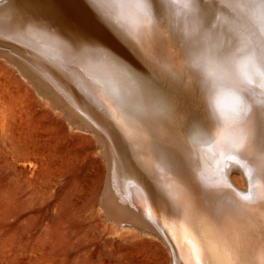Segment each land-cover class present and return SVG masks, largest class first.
Wrapping results in <instances>:
<instances>
[{
	"label": "bare ground",
	"instance_id": "6f19581e",
	"mask_svg": "<svg viewBox=\"0 0 264 264\" xmlns=\"http://www.w3.org/2000/svg\"><path fill=\"white\" fill-rule=\"evenodd\" d=\"M153 2L165 15L157 38L169 48L154 72L133 51V37L146 44L151 38L139 30L142 17L128 0H99L103 18L89 6V0H0V54L39 96L62 112L72 128L93 135L106 164L101 206L144 234L155 235L167 251L168 264H185L188 258L179 230L183 219L147 195L145 184L138 179L142 167L154 168L161 183L169 184L173 203L201 222L203 241L210 249L203 256L204 264H260L264 234L257 223L259 209L241 205L261 201L264 186L255 174L249 184L230 151V135L219 143H206L208 137L198 119L186 122L184 113L166 111L153 81L166 85L170 92H183L190 103L200 105H193V112H206L209 118L213 115L209 105L211 85L190 66L187 53L192 49L187 48L184 55L178 52L188 44V35L198 30L193 16L176 0ZM200 7L214 8L208 24H216L214 32H221L227 14L221 9V0L215 5L202 0ZM49 9L57 14H50ZM116 28L131 35L121 39ZM76 35L112 52L131 71L100 54L76 50ZM197 39L211 41L210 36ZM252 95L256 100L264 98L258 87L252 88ZM219 104L227 121L232 97L222 94ZM162 144L183 161L184 185L170 184L172 173L160 163ZM232 170L240 174L243 187L232 181ZM249 195L250 200L245 201L243 198Z\"/></svg>",
	"mask_w": 264,
	"mask_h": 264
},
{
	"label": "rangeland",
	"instance_id": "374dc122",
	"mask_svg": "<svg viewBox=\"0 0 264 264\" xmlns=\"http://www.w3.org/2000/svg\"><path fill=\"white\" fill-rule=\"evenodd\" d=\"M105 171L93 135L1 55L0 264H168L155 235L105 212Z\"/></svg>",
	"mask_w": 264,
	"mask_h": 264
},
{
	"label": "snow or ice",
	"instance_id": "6c2138e0",
	"mask_svg": "<svg viewBox=\"0 0 264 264\" xmlns=\"http://www.w3.org/2000/svg\"><path fill=\"white\" fill-rule=\"evenodd\" d=\"M132 7L138 10L142 17L139 30L151 38V43L146 44L143 39L133 37V51L150 71H155V66L161 65V61L167 56L169 48L162 45L157 38L163 28L165 20L164 12L154 5L153 0H128ZM178 6L191 14L197 25V31L188 35V44L178 49L179 54L184 55L187 48L192 51L187 54L190 57V66L199 70L209 89V105L213 107V115L208 117L204 112H193V105L199 108L195 101L189 102L188 97L181 91L170 92L166 85L157 84L163 97L166 111L169 114L184 113L186 122L198 119L208 139L206 143L216 141L219 143L225 135H230L235 162L243 170V175L251 180L253 175L264 186V98L254 99L252 88L258 87L264 93V0H221V9L227 10L223 21L224 28L218 34L214 32L217 27L212 24L209 27L208 19L213 14L214 8L202 9V0H176ZM215 5L216 0H208ZM89 6L103 18L99 0H89ZM170 11V8L168 9ZM50 14L56 15L54 9H49ZM220 18L217 17V20ZM111 22V21H109ZM117 35L121 39H127L130 33L116 28ZM211 37V41L201 42L199 36ZM196 41L193 45L192 41ZM73 47L76 50H86L102 55L113 64L125 67L119 57L112 52L100 47L96 42L76 35L73 38ZM227 93L232 97L233 105L230 117L225 121L224 112L219 104V97ZM215 100V103H214ZM218 114V115H217ZM123 131V128H121ZM162 166L172 173L170 184L184 185L186 175L183 161L170 153L162 144ZM145 184L147 195L160 200L183 223L179 225L181 240L187 246L188 258L185 264H204L203 256L210 249L203 241L204 232L199 220L189 216L185 209L173 203L169 184L161 183L157 171L152 167H142L138 177ZM195 195V192H193ZM239 195V194H236ZM250 195L244 197L250 200ZM245 209H259L257 223L261 233L264 234V197L256 205H241ZM176 226L175 223L173 225ZM264 239V235H262ZM230 264H238L231 261ZM264 264V248L261 249V262Z\"/></svg>",
	"mask_w": 264,
	"mask_h": 264
}]
</instances>
